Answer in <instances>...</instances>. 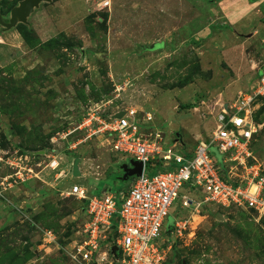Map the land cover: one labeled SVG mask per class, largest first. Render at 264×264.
<instances>
[{
  "label": "rangeland",
  "instance_id": "374dc122",
  "mask_svg": "<svg viewBox=\"0 0 264 264\" xmlns=\"http://www.w3.org/2000/svg\"><path fill=\"white\" fill-rule=\"evenodd\" d=\"M21 1L0 0V264H120L112 239L76 253L87 212L72 187H126L125 154L85 119L135 109L143 131L192 152L222 104L260 84L264 0H51L9 28ZM251 107L264 163V93ZM181 203L161 237L169 264H264V216Z\"/></svg>",
  "mask_w": 264,
  "mask_h": 264
},
{
  "label": "built area",
  "instance_id": "2783aa9c",
  "mask_svg": "<svg viewBox=\"0 0 264 264\" xmlns=\"http://www.w3.org/2000/svg\"><path fill=\"white\" fill-rule=\"evenodd\" d=\"M259 80L255 90L235 103L222 104L215 116V128L208 137L198 140L192 152L182 151L178 142L166 143L160 131L154 137L143 131L145 124L135 109L125 110L120 118L113 117L119 111L109 117L90 112L85 119L90 135L108 138L114 152L125 154L129 161H141L143 173L118 192L110 188L91 194L82 185L72 187L70 193L86 201L87 212L76 253L90 259L116 232L109 244L110 249L117 246L120 264H167L170 247H165L161 237L180 197L182 208L214 204L244 208L254 217L264 216V163L253 149L260 124L251 107L264 93V74ZM151 120L148 114L147 121ZM213 149L222 156L221 161ZM238 166L243 171L235 176L233 170ZM183 190L188 194H181ZM176 224L177 217L174 227Z\"/></svg>",
  "mask_w": 264,
  "mask_h": 264
},
{
  "label": "water",
  "instance_id": "95a60500",
  "mask_svg": "<svg viewBox=\"0 0 264 264\" xmlns=\"http://www.w3.org/2000/svg\"><path fill=\"white\" fill-rule=\"evenodd\" d=\"M42 1H51V0H22L19 4V6H15L11 10V18L9 23H4L7 27L11 28L14 27L18 20H20L23 23L28 22V16L30 13L34 10L35 7H38ZM1 20V17H0ZM227 106V105H226ZM125 114V110L119 111L116 114L113 115L115 118H120ZM80 162L81 159L77 157L73 164V175L80 176L81 175V169H80ZM122 169L124 171L123 174V181H128L127 184L130 182L129 179L133 176H141L143 173V163L141 161H136L131 159L128 163H125L122 166ZM118 248L117 246H114L112 248V252L114 255L117 254Z\"/></svg>",
  "mask_w": 264,
  "mask_h": 264
},
{
  "label": "trees",
  "instance_id": "16d2710c",
  "mask_svg": "<svg viewBox=\"0 0 264 264\" xmlns=\"http://www.w3.org/2000/svg\"><path fill=\"white\" fill-rule=\"evenodd\" d=\"M32 31H33V29H32ZM21 32H22V35H23L25 38H27V32H25V31H21ZM156 45H157V44H156ZM149 47H150V46L145 45V46H144V50L155 49V45H153V46L150 47V48H149ZM109 116H110V115H109ZM109 116H108V117H109ZM83 202H84L85 205H86V201L83 200ZM205 206L208 207V205H205ZM205 206H204V207H205ZM172 227H173V226H172ZM115 237H116V232H114L113 235H110L109 240H110V239L113 240ZM118 255H120V253H119ZM167 264H169L168 261H167Z\"/></svg>",
  "mask_w": 264,
  "mask_h": 264
},
{
  "label": "flooded vegetation",
  "instance_id": "af4514ba",
  "mask_svg": "<svg viewBox=\"0 0 264 264\" xmlns=\"http://www.w3.org/2000/svg\"><path fill=\"white\" fill-rule=\"evenodd\" d=\"M123 174H124V171H123ZM133 177H135V176H133ZM133 177H131L130 179H129V181L133 178ZM128 182V181H127ZM127 182H126V185H127ZM118 253H119V251H118ZM114 255V254H113Z\"/></svg>",
  "mask_w": 264,
  "mask_h": 264
},
{
  "label": "bare ground",
  "instance_id": "6f19581e",
  "mask_svg": "<svg viewBox=\"0 0 264 264\" xmlns=\"http://www.w3.org/2000/svg\"><path fill=\"white\" fill-rule=\"evenodd\" d=\"M81 169V168H80Z\"/></svg>",
  "mask_w": 264,
  "mask_h": 264
}]
</instances>
